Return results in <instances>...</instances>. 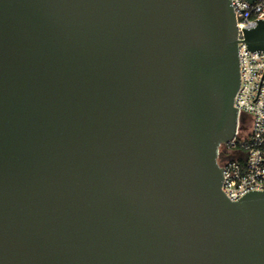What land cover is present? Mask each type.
Wrapping results in <instances>:
<instances>
[{"label":"water","instance_id":"1","mask_svg":"<svg viewBox=\"0 0 264 264\" xmlns=\"http://www.w3.org/2000/svg\"><path fill=\"white\" fill-rule=\"evenodd\" d=\"M239 86L231 0H0V264H264Z\"/></svg>","mask_w":264,"mask_h":264},{"label":"built area","instance_id":"2","mask_svg":"<svg viewBox=\"0 0 264 264\" xmlns=\"http://www.w3.org/2000/svg\"><path fill=\"white\" fill-rule=\"evenodd\" d=\"M231 4L240 65L234 99L238 124L234 138L219 145L218 162L223 169L222 190L237 201L250 192L264 191V50H253L247 42V31L264 21V0H231Z\"/></svg>","mask_w":264,"mask_h":264},{"label":"flooded vegetation","instance_id":"3","mask_svg":"<svg viewBox=\"0 0 264 264\" xmlns=\"http://www.w3.org/2000/svg\"><path fill=\"white\" fill-rule=\"evenodd\" d=\"M249 127V124L247 123V125H245V128L247 129Z\"/></svg>","mask_w":264,"mask_h":264}]
</instances>
